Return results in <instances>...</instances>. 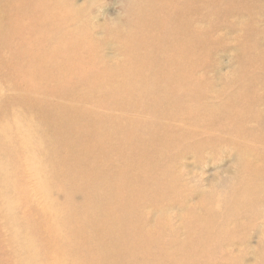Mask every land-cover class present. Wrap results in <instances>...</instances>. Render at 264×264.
Masks as SVG:
<instances>
[{
  "label": "rangeland",
  "instance_id": "374dc122",
  "mask_svg": "<svg viewBox=\"0 0 264 264\" xmlns=\"http://www.w3.org/2000/svg\"><path fill=\"white\" fill-rule=\"evenodd\" d=\"M17 1H20L18 2L20 4L18 7L17 4L15 5ZM25 1L30 2L27 4ZM40 1L42 0H0V56L2 58H0V264H97L96 259L105 260L106 264H111L112 262H114L112 264H115L116 259H118L116 257L120 256L116 252V250H119L118 246L120 245L119 234L115 231L118 227L119 217L126 218V216L132 217L131 220L134 222L136 219L140 221L138 229L143 235L137 234L139 236L137 238L138 241L148 235L151 236V240L159 243L160 246L163 243L167 244L164 247H157L155 256L152 255L146 259L148 261L156 259L165 264H171V260L176 257L177 253L184 254V251L180 248L186 240L184 227L193 220L192 218H194L198 210L200 212L203 209L205 210L201 211V213L212 215L210 221L218 220L216 223L218 224V229L216 228L213 233L215 236L219 235L220 238L218 239L220 240L214 238L216 243L212 245V248H214L210 250L211 255H205L203 258L200 256L193 258L192 255L190 260L193 261L187 264H260L259 262L261 261L264 264V246L262 247L264 245L262 243L264 242V133H262L264 132V105H262L264 104V68H262L264 65V31H262L264 30V12H262L264 11V0H262L263 2L261 0H182V4L180 0H176L173 3L177 4L178 7L182 5L181 17L179 15L174 17L173 3L168 4L170 3L168 0H45L47 3L45 2L44 6L41 5L44 1ZM3 2H6L4 9H2ZM31 3L33 4L29 5ZM34 3L35 5L39 3L40 6H34ZM21 5H23L22 8H20ZM30 6L35 7L34 10ZM23 8L26 10H22ZM42 8L46 12V9H48V13ZM59 12L61 13L59 14ZM217 12L218 14H216ZM15 13L16 16L14 15ZM63 13L65 15L69 14L65 16ZM37 16L40 19L38 18L37 20ZM167 16L168 19L166 18ZM27 19L31 20V25L27 24ZM14 20L16 21L14 23L18 24L20 22L23 27L25 23L31 27L30 31V28L25 25L29 28L26 30L29 35L27 34L25 37L26 33L17 24L12 26ZM33 22L35 23L33 24ZM208 26L211 27L209 28ZM67 27L68 30L65 29ZM120 28H123V30H119ZM178 29L180 31L182 29V31L180 32ZM36 30L38 31L36 32ZM186 30L188 31L187 34ZM214 31L217 32L215 33ZM34 32L37 36H34ZM247 33L248 35H246ZM7 34L11 35V38ZM241 35L246 36L241 37ZM46 36L48 37L46 38ZM166 38L171 43L167 42ZM173 38L174 40H172ZM195 38H200L198 39L200 43ZM26 41H30L33 44L26 45ZM39 41L46 43L42 44ZM66 41L68 43H65ZM69 41L70 43L72 41L71 47ZM62 42L64 46L66 44L69 45V48L67 45L63 46L64 50L66 48L68 50H63L60 46ZM54 43H57V46ZM243 44H245V47ZM49 46L51 49L53 48L52 46L55 48L59 46L60 50L58 51V49L55 50L54 48L52 51ZM6 48L8 51H6ZM38 49L39 51H37ZM43 50L46 53L42 52ZM72 50L75 51L73 52ZM80 51L85 55L78 56ZM50 52L51 54L49 55ZM57 52H61V56L65 54L64 58ZM65 52H68V54L71 52L70 56ZM243 53L244 56L241 58ZM247 56L251 58L248 59ZM8 58H12L9 60L11 62H8ZM79 58L83 59V62ZM164 58L169 60L166 62ZM244 58L246 61H244ZM44 59L46 61L49 59V62L44 61ZM2 60H5V63ZM250 60L254 61L250 62ZM73 61H77V63L75 62L74 64ZM141 61L142 63H140ZM143 61H146V63ZM193 61L196 62L194 63ZM78 62L81 64H78ZM192 62L194 63L193 65ZM156 63L157 65H154ZM139 64L141 66L144 65V67ZM233 64H236L235 67ZM132 65L134 66L132 67ZM135 65L136 67L139 66V68H136ZM242 65H245L243 70ZM12 68L13 70H11ZM122 68L123 70H121ZM256 69L258 71L260 69V71L258 72ZM33 70H36V72ZM173 71L174 73L176 72L175 75ZM124 75L129 77L127 76L125 79ZM140 75L143 76L141 77ZM188 75L191 76L187 77ZM204 75L205 78H203ZM134 76L136 79H134ZM201 76L202 79H200ZM191 77H194L195 80ZM5 78L7 79L5 80L8 82H6L7 84L4 83ZM19 79L20 82H18ZM239 79L240 81L242 79V81L240 82ZM8 80L15 81L16 84ZM249 80L251 82L249 83L250 85L253 83L250 87L248 84ZM256 80H259V82L257 83ZM132 81L133 83L131 84ZM179 81L183 84H179ZM188 83H190V87L187 85ZM127 84H130V88L126 87L128 86ZM230 84L231 86H229ZM226 85H228V88ZM195 86H197V89L194 88ZM186 87L187 91L189 89V93L184 90ZM206 87H209V89H206ZM248 89L250 90L247 91ZM182 90L185 94H182ZM200 90L205 93L202 94ZM122 91L125 92L124 95ZM147 91L150 92V95H147L149 93ZM191 91L196 92L194 97V93ZM250 91H253V93ZM238 92L240 93L238 94ZM173 93L176 98L175 96L173 97ZM234 93L237 95H233ZM242 93L246 95L244 94V96ZM224 96H227V98L225 99ZM236 97L238 102L235 100ZM255 97L258 98L255 99ZM172 98L174 99L172 100ZM250 98H253L255 102H252ZM194 99L197 100L195 101ZM199 99H201L200 104ZM116 100H120V105ZM123 100L126 106L129 105V109L125 107ZM136 100L138 102L141 101L140 104ZM31 102L32 104H30ZM134 102L138 106L136 104L133 106ZM146 103L148 104L146 105ZM154 103H156L155 107ZM58 104L60 105L58 106ZM211 105L216 108V112L213 111L214 107ZM195 107L197 110L200 108L198 110L200 116L195 113L197 112ZM12 108L17 109L12 111ZM27 108H29L28 111L26 110ZM251 108H254V110ZM30 109L32 110L31 112ZM201 109H203V112H201ZM24 110L25 112H23ZM236 110L241 111L237 112ZM64 112L67 114H64ZM193 112L196 114L195 116H198L197 118ZM247 112L250 113L248 114ZM59 113L61 117L66 116L69 120H77L78 124L83 122L82 120L85 117L86 121L89 120V122H83L85 124L82 125L85 127L78 128L77 133L79 138L86 139L88 132H93V142H90L93 143L90 145V149L94 146L91 152L93 162L86 159L83 154H75L70 158L63 159L66 152L62 148V150L59 149L57 145L58 137L54 134V131H51V128L53 129L55 126V117L59 116ZM26 115L28 116L26 117ZM42 115L43 117H40ZM177 115L179 116L178 118H176ZM227 115L231 117L225 118ZM208 117H211L212 120ZM181 118L184 119V122ZM185 118L190 120L187 121ZM223 118L226 119V122H224ZM215 119L216 122H213ZM239 119H243L242 122ZM250 119L252 120L250 121ZM185 120L187 122L186 125L184 124ZM52 122L53 125L50 124ZM135 123L139 124L136 125ZM224 123H227V125ZM255 125L256 127H254ZM188 127H191V130ZM229 130L230 132H228ZM48 131H51L50 134ZM223 134L225 136H222ZM240 138L242 142H240ZM106 139L109 140L111 147L115 146L116 148L117 146H123L122 142H124L126 145L125 147L123 146L122 151L126 153V156L128 154L133 157L137 155L134 157L135 161L138 158L141 161L133 164L134 159L128 160L118 156L115 152L117 150L111 149V156L106 166L95 164L97 157L101 160L103 154L108 153V150L103 149L101 145L100 148H97L100 142L106 144ZM197 144L200 146L197 147ZM250 144L254 145L251 146ZM75 147L79 149L82 145L77 142ZM85 148L86 146L83 150ZM116 155L117 159L114 160ZM184 157L186 159H183ZM66 161H68V169L63 164ZM92 163L93 168L90 167ZM131 169L132 173H130ZM113 176L115 180L110 181ZM109 185L111 187L115 186L116 190L114 193L110 187L108 188ZM88 188H91V190H88ZM127 189L132 196V200H128L122 193V191ZM104 205H111L114 212L101 213V208L105 210ZM86 207H91L93 211L98 210L101 216L104 215L105 226L110 229L112 235L102 236V233L97 231L93 233L91 229L88 232V227H85L82 223H76V220L82 218L86 213ZM120 211L125 213L121 214ZM192 212L193 215H190ZM165 223L166 225L163 226L162 224ZM168 223L171 227H167ZM235 223H238V228ZM224 229L226 232L224 231L225 233L223 234L222 230ZM217 230L218 232L220 230V233H217ZM129 232L130 230L124 234L125 237L128 238ZM231 234L232 236H230ZM223 237H228V239L224 241ZM221 238L223 239L221 240ZM128 240H123L121 243L127 250L133 245H129L127 243ZM88 241L93 245L89 244ZM217 241H222L219 242V246H217ZM85 242L86 244L84 245ZM195 244L194 248H203L199 242H195ZM88 245H91V247H88ZM111 245L116 246V249ZM127 245L129 246L127 247ZM112 248L115 249L116 257L114 253L113 255L110 253L114 251ZM86 252L88 256H93L91 260H89L91 257L86 259L88 258ZM230 252H232L231 255H229ZM227 253L229 254L227 255ZM105 257H107V260ZM199 257L200 259L198 260ZM258 259H261V261H258ZM208 260L210 262H207ZM134 262L131 264H141L138 260L137 263ZM127 263L122 262L120 264Z\"/></svg>",
  "mask_w": 264,
  "mask_h": 264
},
{
  "label": "bare ground",
  "instance_id": "6f19581e",
  "mask_svg": "<svg viewBox=\"0 0 264 264\" xmlns=\"http://www.w3.org/2000/svg\"><path fill=\"white\" fill-rule=\"evenodd\" d=\"M14 1V0H13ZM37 1H39V0H37ZM42 1H44L41 5L42 6H44V3L46 2L47 3V1H45V0H42ZM42 1H40V2H42ZM64 1V0H63ZM170 3H168V4H171V3H173V2H175L176 0H168ZM207 1V0H206ZM205 1V2H206ZM211 1V0H210ZM262 1V0H261ZM18 2H20V1H17V3H15V5L17 4V7H18V5H20V4H18ZM26 2V1H25ZM30 2V1H29ZM29 2H26L27 4L29 3ZM33 2V1H32ZM154 2V1H153ZM167 2V1H166ZM180 2H181V4H182V0H180ZM263 2V1H262ZM5 3L6 2H3V7H2V9H4V6H5ZM36 3V2H35ZM35 3H34V6H37V5H39V3H37V5H35ZM177 3V2H176ZM195 3V2H194ZM256 3H258V2H256ZM12 4V3H11ZM13 4H14V2H13ZM27 4H26V7H27ZM33 3H31V4H29V5H32ZM201 4V3H200ZM206 4V3H205ZM46 5V4H45ZM158 5H160V4H158ZM179 5V4H178ZM199 5V4H198ZM198 5H196V6H198ZM202 5V4H201ZM210 5V4H209ZM255 5V4H254ZM261 5H263V4H261ZM22 6L23 5H21V7L20 8H22ZM40 6V5H39ZM48 6V5H47ZM171 6V5H170ZM173 10H175V13H174V17L175 16H177V15H179L180 17H181V13H182V11H183V9L181 8L182 7V5L180 6V7H178L177 6V4H175V3H173ZM195 6V5H194ZM193 6V7H194ZM204 6V5H203ZM260 6V5H259ZM264 6V5H263ZM33 8V10H34V8L35 7H33V6H30V8ZM254 7V6H253ZM258 7V6H257ZM262 7V6H261ZM19 8V9H20ZM52 8V7H51ZM185 8V7H184ZM203 8V7H202ZM210 8V7H209ZM59 9V8H58ZM67 9V8H66ZM159 9H160V6H159ZM158 9V10H159ZM162 9V8H161ZM169 9V8H168ZM168 9H167V11H168ZM187 9V8H186ZM185 9V10H186ZM190 9V8H189ZM253 9V8H252ZM257 9V8H256ZM258 9H260V8H258ZM16 10V9H15ZM22 10H26V9H22ZM21 10V11H22ZM30 10H32V9H30ZM38 10V9H37ZM42 10H44V8H42ZM47 10V12L46 13H48V9H46ZM164 10H166V9H164ZM172 10V9H171ZM193 10V9H192ZM208 10V9H207ZM261 10V9H260ZM14 11V10H13ZM13 11H11V12H13ZM40 11V10H39ZM44 11H42V12H44ZM64 11H66L65 9H64ZM63 11V12H64ZM209 11V10H208ZM249 11H250V9H249ZM262 11V10H261ZM32 12V11H31ZM33 12H35V11H33ZM50 12V11H49ZM91 12V11H90ZM172 12V11H171ZM204 12V11H203ZM259 12V11H258ZM262 12H264V11H262ZM262 12H260V13H262ZM22 13H23V11H22ZM40 13V12H39ZM61 12H59V14H60ZM158 13H159V11H158ZM185 13V12H184ZM197 13V12H196ZM206 13V12H205ZM215 13V12H214ZM254 13V12H253ZM253 13H252V15H253ZM255 13H257V12H255ZM7 14V13H6ZM11 14H13V13H11ZM58 14V15H59ZM64 15H65V13H63ZM62 14V15H63ZM67 14H69V13H67ZM66 14V15H67ZM202 14V13H201ZM204 14V13H203ZM216 14H218V12L216 13ZM215 14V15H216ZM259 14V13H258ZM15 16H16V13L14 14ZM18 15V14H17ZM28 15V14H27ZM38 15V14H37ZM63 15V17H65ZM88 15V14H87ZM160 15V14H159ZM162 15V14H161ZM184 15V14H183ZM193 15V14H192ZM207 15V14H206ZM210 15H211V13H210ZM210 15H208V16H210ZM213 15V14H212ZM13 16V15H12ZM22 16V15H21ZM23 16L25 17V15H24V13H23ZM35 16H36V14H35ZM43 16V15H42ZM41 16V17H42ZM153 16V15H152ZM190 16H191V14H190ZM257 16V15H256ZM19 17H20V13H19ZM59 17H60V15H59ZM162 17H164L163 15H162ZM161 17V18H162ZM196 17H198V16H196ZM249 17V16H248ZM253 17H254V15H253ZM258 17V16H257ZM17 18V17H16ZM31 18V17H30ZM33 18H35V17H33ZM32 18V19H33ZM38 16H37V20H38ZM70 18V17H69ZM152 18V17H151ZM154 18V17H153ZM167 19H168V16L166 17ZM173 18V17H172ZM256 18V17H255ZM264 18V17H263ZM24 19V18H23ZM40 19V18H39ZM59 19V18H58ZM61 19H62V17H61ZM64 19H66V18H64ZM150 19V18H149ZM156 19V18H155ZM170 19V18H169ZM183 19V18H182ZM185 19V18H184ZM189 19V18H188ZM198 19V18H197ZM237 19V18H236ZM240 19H242V18H240ZM250 19V18H249ZM25 20H26V18H25ZM37 20H35V21H37ZM63 20V19H62ZM174 20H176V19H174ZM178 20H180V19H178ZM186 20V19H185ZM184 20V21H185ZM192 20V19H191ZM27 24L29 25L30 23H31V20H29V19H27ZM57 21V20H56ZM144 21V20H143ZM158 21V20H157ZM164 21V20H163ZM208 21V20H207ZM238 22H240L239 20H237ZM247 21V20H246ZM254 21V20H253ZM14 22H16L15 20L13 21V24H12V26L14 25V24H17V23H14ZM24 22V21H23ZM154 22V21H153ZM165 22H167V21H165ZM180 22V21H179ZM183 22V21H182ZM187 22V21H186ZM35 22H33V24H34ZM62 23V22H61ZM177 23V22H176ZM187 23H189V22H187ZM187 23H186V25H187ZM214 23V22H213ZM248 23H249V21H248ZM247 23V24H248ZM254 23V22H253ZM255 23H256V21H255ZM22 24V23H21ZM26 23H25V25H27ZM76 24V23H75ZM172 25H173V23H171ZM209 24V23H208ZM240 24V23H239ZM251 24V23H250ZM249 24V25H250ZM257 24V23H256ZM18 26H19V28L22 30V31H24L25 33H22V34H25V37H26V35L28 34L29 35V32H26V30H28L29 28V30L31 31V27H29L28 25V27L29 28H27V26H25L24 25V27L22 26V25H20V22H18V24H17ZM31 25V24H30ZM120 25V24H119ZM150 25V24H149ZM180 25V24H179ZM185 25V26H186ZM199 25V24H198ZM210 25V24H209ZM244 25V24H243ZM263 25V24H262ZM152 26V25H151ZM178 26V25H177ZM184 26V25H183ZM213 26V25H212ZM241 26V25H240ZM33 27V26H32ZM68 27H70V26H68ZM68 27L67 28H65L66 30H68ZM72 27V26H71ZM155 27H157V26H155ZM170 27V26H169ZM179 27V26H178ZM209 27V26H208ZM211 27V26H210ZM209 27V28H210ZM251 27V26H250ZM10 28V27H9ZM8 28V29H9ZM34 28V27H33ZM32 28V29H33ZM37 28V27H36ZM39 28V27H38ZM47 28V27H46ZM45 28V29H46ZM49 28H52V27H49ZM102 28V27H101ZM147 28V27H146ZM145 28V29H146ZM175 28V27H174ZM180 28V27H179ZM182 28V27H181ZM187 28H189V27H187ZM240 28V27H239ZM243 28V27H242ZM249 28V27H248ZM253 28V27H252ZM262 28V27H261ZM43 29V28H42ZM64 29V28H63ZM148 29V28H147ZM173 29V28H172ZM184 29H186L185 27H184ZM197 29H199L198 27H197ZM216 29V28H215ZM214 29V30H215ZM254 29V28H253ZM259 29V28H258ZM34 30V29H33ZM33 30H32V32H33ZM41 30V29H40ZM118 30V29H117ZM119 30H123V28L121 29H119ZM149 30V29H148ZM153 30H155L154 28H153ZM193 30V29H192ZM195 30V29H194ZM8 31V30H7ZM35 31V30H34ZM38 30H36V32H37ZM43 31V30H42ZM41 31V32H42ZM47 31V30H46ZM56 31V30H55ZM136 31V30H135ZM144 31V30H143ZM157 31V30H156ZM171 31V30H170ZM178 31H180L179 29H178ZM181 31H182V29H181ZM180 31V32H181ZM187 31V30H186ZM191 31V30H190ZM200 31H202V29H200ZM262 31H264V30H262ZM260 32V33H263V32ZM13 32V31H12ZM19 32V31H18ZM32 32H31V34H32ZM48 32H51V31H48ZM60 32H62V31H60ZM147 32V31H146ZM184 32V31H183ZM209 32V31H208ZM211 32H212V30H211ZM215 33L217 32V31H214ZM254 32V31H253ZM253 32H251V33H253ZM256 32H258V31H256ZM8 33H9V31H8ZM40 33V32H39ZM46 33V32H45ZM188 33V31L186 32V34ZM214 33V34H215ZM11 34V33H10ZM34 34H35V32H34ZM38 34V33H37ZM48 34V33H47ZM139 34H141V33H139ZM157 34V33H156ZM181 34H183V33H181ZM211 34V33H210ZM219 34V33H218ZM12 35V34H11ZM10 35V36H11ZM18 35V34H17ZM39 35V34H38ZM42 35V34H41ZM46 35V34H45ZM57 35V34H56ZM132 35H134V34H132ZM138 35V34H137ZM146 35V34H145ZM152 35V34H151ZM155 35V34H154ZM167 35V34H166ZM177 35V34H176ZM246 35H248V33L246 34ZM245 35V36H246ZM257 35H259V33H257ZM257 35L255 34V36L257 37ZM7 36H9L8 34H7ZM9 36V38H11ZM16 36V35H15ZM34 36H37L36 34L34 35ZM144 36V35H143ZM160 36V35H159ZM188 36H190L189 34H188ZM239 36V35H238ZM243 35H241V37H242ZM245 36H243V37H245ZM252 36H253V34H252ZM41 37V36H40ZM45 37V36H44ZM48 36H46V38H47ZM135 37V36H134ZM149 37V36H148ZM166 37V36H165ZM168 37V36H167ZM206 37V36H205ZM249 37V36H248ZM250 37H251V35H250ZM164 38V37H163ZM177 38H178V36H177ZM183 38V37H182ZM209 38V37H208ZM207 38V39H208ZM213 38V37H212ZM252 38V37H251ZM255 38V37H254ZM8 39V38H7ZM13 39V38H12ZM139 39V38H138ZM144 39V38H143ZM146 39H147V37H146ZM156 39V38H155ZM155 39H154V41H155ZM167 39V38H166ZM188 39V38H187ZM198 39H200V38H198ZM197 38H195V40L197 41L198 40ZM203 39V38H202ZM205 39V38H204ZM250 39V38H249ZM260 39V38H259ZM262 39V38H261ZM9 40H11V39H9ZM39 40V39H38ZM50 40H52V39H50ZM74 40V39H73ZM142 40V39H141ZM149 40V39H148ZM147 40V41H148ZM162 40V39H161ZM165 40V39H164ZM172 40H174V38L172 39ZM194 40V41H195ZM239 40V39H238ZM8 41V40H7ZM15 41H16V39H15ZM45 41V40H44ZM44 41H39L40 43L42 42V44L43 43H46V42H44ZM59 41H62V40H59ZM140 41V40H139ZM183 41H184V39H183ZM199 41V43H200V40H198ZM204 41V40H203ZM237 41V40H236ZM251 41V40H250ZM38 42V43H39ZM63 42H64V40H63ZM62 42V45H60L62 48H63V43ZM81 42V41H80ZM79 42V43H80ZM138 42V41H137ZM160 42V41H159ZM162 42H164L163 40H162ZM167 42H170V41H168V39H167ZM191 42V41H190ZM219 42V41H218ZM251 42H253V41H251ZM250 42V43H251ZM257 42V41H256ZM15 43V42H14ZM13 43V44H14ZM26 43V45H28V44H33V43H31L30 41H26L25 42ZM65 43H68L67 41L65 42ZM71 43H72V41H71ZM70 43V41H69V45L71 44ZM148 43V42H147ZM154 43V42H153ZM156 43H157V41H156ZM171 43V42H170ZM178 43V42H177ZM180 43H181V41H180ZM188 43H189V41H188ZM187 43V44H188ZM211 43V42H210ZM243 43H244V41H243ZM7 44H9V43H7ZM12 44V45H13ZM55 44V43H54ZM57 44V43H56ZM55 44V45H56ZM159 44H161V43H159ZM175 44V43H174ZM179 44V43H178ZM187 44H186V46H187ZM197 44V43H196ZM203 44V43H202ZM246 44V43H245ZM245 44H243L244 45V47H245ZM252 44V43H251ZM254 44V43H253ZM256 44V43H255ZM10 45H11V43H10ZM53 45V44H52ZM67 46H68V48H69V45L68 44H66ZM65 45V46H66ZM168 45H170L169 43H168ZM183 45V44H182ZM262 45V44H261ZM39 46V45H38ZM42 46V45H41ZM51 46V45H50ZM50 46H49V48H50ZM57 46V45H56ZM64 46V47H65ZM77 46V45H76ZM82 46V45H81ZM161 46V45H160ZM164 46V45H163ZM162 46V47H163ZM165 46H166V44H165ZM175 46H176V44H175ZM249 46V45H248ZM247 46V47H248ZM264 46V45H263ZM7 47V46H6ZM53 48L51 49L52 51L54 50V46H52ZM59 47V46H58ZM55 48V50L56 49H58V51L60 50L59 48ZM70 47H71V45H70ZM161 47V48H162ZM172 47H173V45H172ZM181 47H183V46H181ZM190 47V46H189ZM194 47V46H193ZM241 47V46H240ZM257 47H258V45H257ZM261 47V46H260ZM45 48V47H44ZM44 48H42V49H44ZM47 48H48V45H47ZM168 48H169V46H168ZM203 48V47H202ZM243 48V47H242ZM262 48V47H261ZM260 48V49H261ZM41 49V50H42ZM49 49V50H50ZM77 49V48H76ZM150 49H152V47H150ZM157 49V48H156ZM165 49V48H164ZM167 49V48H166ZM178 49H179V47H178ZM183 49V48H182ZM186 49V48H185ZM184 49V50H185ZM189 49V48H188ZM197 49V48H196ZM201 49V48H200ZM239 49V48H238ZM237 49V50H238ZM257 49H259V48H257ZM49 50H48V52H49ZM50 50V51H51ZM63 50H64V48H63ZM65 50H68L67 48L65 49ZM64 50V51H65ZM70 51H71V49H69ZM177 50V49H176ZM175 50V51H176ZM180 50V49H179ZM203 50H204V48H203ZM242 50V49H241ZM6 51H8V49L6 48ZM13 51H14V49H13ZM37 51H39V49L37 50ZM73 52L75 51V50H72ZM78 51V50H77ZM83 51V50H82ZM144 51V50H143ZM147 51H149L148 49H147ZM162 51V50H161ZM160 51V52H161ZM169 51V50H168ZM208 51V50H207ZM263 51V50H262ZM261 51V52H262ZM0 52H1V50H0ZM15 52V51H14ZM42 52H44V53H46L44 50L42 51ZM41 51H40V53H42ZM55 52V51H54ZM79 52V51H78ZM146 52V51H145ZM154 52V51H153ZM153 52H151V53H153ZM156 52V51H155ZM163 52V51H162ZM183 52V51H182ZM181 52V53H182ZM201 52V51H200ZM209 52V51H208ZM9 53V52H8ZM58 53V52H57ZM66 53V52H65ZM71 53V52H70ZM69 53V54H70ZM77 53V52H76ZM80 53H81V51H80ZM78 54V56H82L83 54L81 53V54ZM147 53V52H146ZM150 53V54H151ZM184 53V52H183ZM193 54H194V52H192ZM202 53H204V52H202ZM239 53H241V52H239ZM254 53H255V51H254ZM51 54V52L49 53V55ZM58 54H60V56H61V52L60 53H58ZM62 54H63V51H62ZM67 55H69L68 54V52L66 53ZM144 54V53H143ZM167 54V53H166ZM175 54V53H174ZM176 54H177V52H176ZM175 54V55H176ZM196 54V53H195ZM208 54V53H207ZM234 54V53H233ZM242 54V53H241ZM253 54V53H252ZM263 54V53H262ZM10 55V54H9ZM23 55V54H22ZM46 55H48V54H46ZM57 55V54H56ZM72 56H73V54H71ZM85 55V54H84ZM83 55V56H84ZM140 55V54H139ZM142 55V54H141ZM171 55V54H170ZM260 55H261V53H260ZM259 55V56H260ZM57 56H59V55H57ZM63 56V55H62ZM61 56V57H62ZM64 56H65V54H64ZM64 56H63V58H64ZM70 56V55H69ZM75 56V55H74ZM143 56V55H142ZM144 56H145V54H144ZM166 56V55H165ZM164 56V57H165ZM178 56V55H177ZM191 56V55H190ZM189 56V57H190ZM196 56V55H195ZM194 56V57H195ZM206 56V55H205ZM237 57H238V55H236ZM243 56H244V53H243V55H242V57H241V55H240V57L241 58H243ZM37 57H39V56H37ZM53 57V56H52ZM60 57V58H61ZM76 57V56H75ZM158 57V56H157ZM169 57V56H168ZM172 57V56H171ZM187 57V56H186ZM185 57V58H186ZM235 57V56H234ZM233 57V58H234ZM236 57V58H237ZM248 57V56H247ZM246 57V58H247ZM255 57V56H254ZM0 58H1V56H0ZM43 58V57H42ZM45 58V57H44ZM47 58V57H46ZM74 58V57H73ZM72 58V59H73ZM140 58H141V56H140ZM173 58V57H172ZM175 58V57H174ZM183 58H184V56H183ZM206 58V57H205ZM210 58V57H209ZM232 58V59H233ZM251 58V57H250ZM249 57H248V59H250ZM259 58V57H258ZM2 59V58H1ZM12 59V58H11ZM11 59H9L8 58V62H11V61H9V60H11ZM66 59H67V57H66ZM65 59V60H66ZM75 59V58H74ZM80 59V58H79ZM143 59V58H142ZM141 59V60H142ZM154 59V58H153ZM165 59V58H164ZM180 59H181V57H180ZM198 59H199V57H198ZM200 59H201V57H200ZM247 59V60H248ZM253 59V58H252ZM43 60V59H42ZM49 59H47V61H46V59H44V61H46V62H49L48 61ZM59 60V59H58ZM81 60V59H80ZM83 60V59H82ZM81 60V61H82ZM85 60V59H84ZM111 60V59H110ZM145 60H147V59H145ZM159 60H161V59H159ZM166 60V59H165ZM169 59H167L166 60V62L168 61ZM185 60H187V59H185ZM188 60H189V58H188ZM191 60V59H190ZM196 60V59H195ZM255 60V59H254ZM253 60V61H254ZM1 61V60H0ZM3 61V60H2ZM5 61V60H4ZM3 61V63H5ZM20 61V60H19ZM78 61V60H77ZM77 61H75L76 63H77ZM156 61V60H155ZM162 61V60H161ZM198 61V60H197ZM235 61V60H234ZM237 61V60H236ZM244 61H246L245 60V58H244ZM252 60H250V62H251ZM252 61V62H253ZM257 61V60H256ZM262 61V60H261ZM13 62H15L14 60H13ZM12 62V64H14ZM72 62V61H71ZM74 62V61H73ZM75 62H74V64H75ZM80 62V61H79ZM78 62V64H81V63H79ZM83 62V61H82ZM143 62H145L146 63V61H143ZM150 62V61H149ZM148 62V63H149ZM154 62V61H153ZM181 62V61H180ZM185 62V61H184ZM194 62V61H193ZM192 62V65L196 62H194L193 63ZM205 62V61H204ZM211 62V61H210ZM239 62V61H238ZM250 62L248 61V63H249V66H250ZM259 62H260V59H259ZM20 63V62H19ZM37 63V62H36ZM41 63V62H40ZM140 63H142V61L140 62ZM152 63V62H151ZM150 63V64H151ZM158 63V62H157ZM157 63L156 64H154V65H157ZM177 63V62H176ZM190 63V62H189ZM198 63L200 64V62L198 61ZM232 63H233V60H232ZM235 63V62H234ZM240 63V62H239ZM238 63V64H239ZM243 63V62H242ZM247 63V62H246ZM256 63V62H255ZM257 63H258V61H257ZM41 64H43V63H41ZM54 64V63H53ZM110 64V63H109ZM159 64V63H158ZM164 64V63H163ZM186 65H187V63H185ZM191 64V63H190ZM237 64V65H238ZM261 64H262V62H261ZM6 65V64H5ZM8 65V64H7ZM11 65V64H10ZM9 65V66H10ZM20 65V64H19ZM45 65V64H44ZM46 65H47V63H46ZM140 65V64H139ZM149 65V64H148ZM166 65V64H165ZM170 65V64H169ZM236 65V64H235ZM235 65L233 64V66L235 67ZM240 65H241V63H240ZM260 65V64H259ZM258 65V66H259ZM127 66V65H126ZM134 65H132V67H133ZM141 66V65H140ZM151 66V65H150ZM160 66V65H159ZM164 66V65H163ZM167 66V65H166ZM182 66V65H181ZM190 66V65H189ZM188 66V67H189ZM203 66V65H202ZM243 66V65H242ZM245 66V65H244ZM244 66L242 67V70H243V68H244ZM135 67H136V65H135ZM138 68H139V66H137ZM136 67V68H137ZM141 67H144V65L143 66H141ZM165 67V66H164ZM163 67V68H164ZM186 67V66H185ZM197 67V66H196ZM206 67V66H205ZM236 67H238V66H236ZM49 68V67H48ZM47 68V69H48ZM136 68H134V69H136ZM145 68H147L146 66H145ZM145 68H142V69H145ZM150 68V67H149ZM165 68H167V67H165ZM170 68V67H169ZM168 68V69H169ZM239 68H240V66H239ZM246 68V67H245ZM254 68V67H253ZM255 68H257V67H255ZM261 68V67H260ZM262 68H264V65H263V67ZM133 69V70H134ZM142 69H140V70H142ZM161 69V68H160ZM191 69V68H190ZM193 69V68H192ZM258 69V68H257ZM256 69V70H257ZM11 70H13V68L11 69ZM26 70H28V69H26ZM31 70V69H30ZM109 70V69H108ZM121 70H123V68L121 69ZM163 70V69H162ZM167 70V69H166ZM181 70H183L182 68H181ZM186 70H187V68H186ZM194 71H195V69H193ZM214 70V69H213ZM245 70V69H244ZM247 70V69H246ZM256 70H254V71H256ZM34 71V70H33ZM43 71V70H42ZM148 71H151V70H148ZM147 71V72H148ZM164 71V70H163ZM185 71V70H184ZM249 71V70H248ZM247 71V72H248ZM258 71V70H257ZM256 71V72H257ZM259 71H260V69H259ZM258 71V72H259ZM7 72V71H6ZM11 72V71H10ZM10 72H9V74H10ZM34 72H36V70L34 71ZM119 72V71H118ZM144 73H145V71H143ZM155 72V71H154ZM159 72V71H158ZM162 72V71H161ZM178 72V71H177ZM193 72V71H192ZM211 72H212V70H211ZM245 72V71H244ZM28 73H30V72H28ZM63 73V72H62ZM124 73V72H123ZM132 73V72H131ZM143 73V74H144ZM149 73V72H148ZM171 73H172V71H171ZM173 73H174V71H173ZM176 73V72H175ZM175 73H174V75H175ZM186 73V72H185ZM191 73V72H190ZM199 73H201V72H199ZM205 73V72H204ZM246 73V72H245ZM245 73H244V75H245ZM51 74V73H50ZM125 74H127V73H125ZM137 74V73H136ZM150 74H153V73H150ZM159 74V73H158ZM165 74H166V72H165ZM187 74V73H186ZM241 74V73H240ZM242 74H243V72H242ZM247 74V73H246ZM250 74V73H249ZM252 74V73H251ZM38 75V74H37ZM62 75V74H61ZM64 75V74H63ZM132 75V74H131ZM139 75V74H138ZM161 75V74H160ZM164 75V74H163ZM168 75V74H167ZM199 75V74H198ZM215 75V74H214ZM23 76V75H22ZM43 76V75H42ZM57 76V75H56ZM68 76V75H67ZM120 76V75H119ZM128 76V75H127ZM127 76H125L124 75V78L125 77H127ZM141 77L143 76V75H140ZM162 76V75H161ZM183 76V75H182ZM185 76V75H184ZM191 75H188L187 77H190ZM218 76V75H217ZM216 76V77H217ZM228 76V75H227ZM230 76H231V73H230ZM246 76V75H245ZM245 76H243V77H245ZM249 76V75H248ZM250 76H252V75H250ZM259 76H260V74H259ZM258 76V77H259ZM24 77H26L25 75H24ZM31 77V76H30ZM114 77V76H113ZM129 77V76H128ZM135 77V76H134ZM151 77V76H150ZM164 77V76H163ZM167 77V76H166ZM173 77V76H172ZM177 77V76H176ZM187 77H186V79H187ZM196 77V76H195ZM264 77V76H263ZM4 78V77H3ZM6 78H8V77H6ZM4 79V83H6L7 81H5V80H7V79ZM13 78V77H12ZM105 78V77H104ZM108 78V77H107ZM122 78V77H121ZM121 78H119V79H121ZM133 78V77H132ZM148 78V77H147ZM162 78V77H161ZM169 78H171V77H169ZM174 78V77H173ZM191 78H194V77H191ZM191 78H189V79H191ZM203 78H205V75L203 76ZM225 78H227V77H225ZM224 78V79H225ZM231 78H232V76H231ZM252 78V77H251ZM254 78V77H253ZM261 78H262V76H261ZM16 79V78H15ZM43 79V78H42ZM126 79V78H125ZM134 79H136V77L134 78ZM176 79V78H175ZM200 79H202V76H201V78ZM255 79V78H254ZM259 79H260V77H259ZM11 80H14V79H11ZM49 80V79H48ZM146 80V79H145ZM162 80V79H161ZM181 80H183V79H181ZM194 80H195V78H194ZM206 80V79H205ZM205 80H204V82H205ZM210 80H212V79H210ZM227 80V79H226ZM9 81V80H8ZM144 81V80H143ZM157 81V80H156ZM177 81V80H176ZM175 81V82H176ZM229 81H230V79H229ZM228 81V82H229ZM239 81H240V79H239ZM241 81H242V79H241ZM240 81V82H241ZM245 81V80H244ZM257 81V80H256ZM262 81V80H261ZM9 82H15V81H9ZM18 82H20V79L18 80ZM121 82V81H120ZM151 82V81H150ZM158 82V81H157ZM165 82H169V81H165ZM178 82V81H177ZM176 82V83H177ZM198 82V81H197ZM203 82V83H204ZM207 82V81H206ZM227 82V83H228ZM259 82V80L257 81V83ZM8 83V82H7ZM6 83V84H7ZM35 83V82H34ZM113 84H114V82H112ZM133 83V81L131 82V84ZM139 83V82H138ZM148 83H149V81H148ZM180 83H182L181 81H179V84ZM187 83V82H186ZM186 83H185V85H186ZM192 83V82H191ZM219 83V82H218ZM232 83V82H231ZM249 83H251L250 82V80H249V82H248V84ZM10 84V83H9ZM14 84V83H13ZM15 84H16V82H15ZM15 84L13 85L14 87H15ZM141 84V83H140ZM162 84V83H161ZM174 84V83H173ZM183 84V83H182ZM181 84V85H182ZM215 84H216V82H215ZM220 84V83H219ZM219 84H218V86H219ZM244 84V83H243ZM242 84V85H243ZM253 84V83H252ZM251 84V85H252ZM115 85V84H114ZM114 85H112L113 87H114ZM128 86H126V87H129V85L130 84H127ZM147 85V84H146ZM151 85V84H150ZM180 85V86H181ZM188 86L190 85V83H188L187 84ZM196 85H198V84H196ZM223 85V84H222ZM222 85H220V86H222ZM250 84H249V87L251 86ZM10 86H12V85H10ZM122 86H124V85H122ZM167 86V85H166ZM171 86V85H170ZM182 86H184V85H182ZM201 86H204V85H201ZM228 85H226V87H227ZM229 86H231V84L229 85ZM246 86V85H245ZM255 86V85H254ZM261 86V85H260ZM264 86V85H263ZM125 87V88H126ZM190 87V86H189ZM197 86H195L194 88H196ZM205 87V86H204ZM225 87V88H226ZM242 87V86H241ZM262 87V86H261ZM130 88V87H129ZM132 88V87H131ZM133 88H134V86H133ZM151 88H152V86H151ZM162 88V87H161ZM169 88V87H168ZM193 88V87H192ZM191 88V89H192ZM202 88V87H201ZM228 88V87H227ZM227 88H226V90H227ZM243 88H244V86H243ZM11 89V88H10ZM49 89V88H48ZM47 89V90H48ZM123 89V88H122ZM127 89V88H126ZM176 89H178V88H176ZM175 89V90H176ZM183 89V88H182ZM190 89V90H191ZM197 89V88H196ZM205 89V88H204ZM206 89H209V87H206ZM211 89V88H210ZM218 89V88H217ZM216 89V90H217ZM232 89H233V87H232ZM236 89H240V88H236ZM262 89V88H261ZM125 90V89H124ZM138 90V89H137ZM148 90V89H147ZM185 91H187V87H186V89H184ZM195 90V89H194ZM234 90V89H233ZM246 90V89H245ZM244 90V91H245ZM250 89H248L247 91H249ZM253 90V89H252ZM259 90V89H258ZM11 91H12V89H11ZM60 91V90H59ZM58 91V92H59ZM61 91H63V90H61ZM117 91V90H116ZM169 91H170V89H169ZM183 91V90H182ZM196 91V90H195ZM201 91V90H200ZM204 91V90H203ZM213 91V90H212ZM234 91H236V90H234ZM233 91V92H234ZM242 91V90H241ZM243 91V92H244ZM246 91V93H248ZM256 91H257V89H256ZM255 91V92H256ZM260 91V90H259ZM123 92V91H122ZM147 92H149V91H147ZM159 92V91H158ZM167 92V91H166ZM184 92V91H183ZM182 92V94H185V92L183 93ZM188 93H189V89H188V91H187ZM186 92V93H187ZM192 92V91H191ZM202 92V91H201ZM209 92V91H208ZM207 92V93H208ZM233 92H231V93H233ZM237 92V91H236ZM251 92V91H250ZM52 93V92H51ZM55 93H56V90H55ZM64 93H65V91H64ZM64 93H62V94H64ZM157 93V92H156ZM167 93H169V92H167ZM188 93H187V95H188ZM192 93H194V92H192ZM192 93H190V94H192ZM196 93V92H195ZM195 93L193 94V97H194V95H195ZM205 92H202V94H204ZM206 93V94H207ZM210 93V92H209ZM215 93H216V91H215ZM240 92H238V94H239ZM251 93H253V91L251 92ZM259 93V92H258ZM57 94V93H56ZM59 94H61V92H59ZM123 95L125 94V92H123L122 93ZM126 94H128V93H126ZM150 95V92L149 93H147V95ZM153 94V93H152ZM162 94V93H161ZM170 94V93H169ZM211 94V93H210ZM243 94V93H242ZM245 94V93H244ZM243 94V95H244ZM249 94V93H248ZM247 94V95H248ZM49 95V94H48ZM160 95V94H159ZM163 95V94H162ZM165 95V94H164ZM187 95H185V96H187ZM233 95H237V94H233ZM242 95V96H243ZM246 95V94H245ZM244 95V96H245ZM52 96V95H51ZM60 96V95H59ZM132 96V95H131ZM175 96V94L173 93V97ZM178 96V95H177ZM184 96V95H183ZM192 96V95H191ZM197 96V95H196ZM234 96V97H235ZM256 96V95H255ZM263 96H264V94H263ZM15 97V96H14ZM14 97H13V99H14ZM49 97H50V95H49ZM150 97V96H149ZM154 97V96H153ZM156 97V96H155ZM167 97V96H166ZM178 97H180V96H178ZM192 97V98H193ZM197 97H199V96H197ZM211 97V96H210ZM225 97V99L227 98V96H224ZM241 97V96H240ZM26 98V97H25ZM116 98V97H115ZM128 98V97H127ZM164 98V97H163ZM175 98H176V96H175ZM184 98V97H183ZM182 98V99H183ZM185 98H187V97H185ZM189 98V97H188ZM219 98V97H218ZM258 98V97H257ZM256 97H255V99H257ZM59 99V101H60V97L58 98ZM124 99H125V97H124ZM129 99V98H128ZM150 99V98H149ZM170 99V98H169ZM174 98H172V100H173ZM215 99H217V98H215ZM225 99H224V101H225ZM241 99V98H240ZM242 99H244V97H242ZM242 99H241V101H242ZM250 99H252V102L254 101L253 100V98H250ZM153 100V99H152ZM159 100V99H158ZM171 100V99H170ZM195 100V99H194ZM197 100V99H196ZM195 100V101H196ZM201 99H199V104H200V101ZM205 100H207V99H205ZM205 100H204V102H205ZM220 100H221V98H220ZM235 100H237V97H236V99ZM18 101V100H17ZM21 101H22V99H21ZM26 101V100H25ZM112 101H114L113 99H112ZM117 101V100H116ZM120 101V100H119ZM119 101H117V103L119 104ZM131 101V100H130ZM137 101V100H136ZM210 101H211V99H210ZM214 101V100H213ZM219 101V100H218ZM229 101V100H228ZM245 101H247V100H245ZM250 101V100H249ZM263 101V100H262ZM261 101V102H262ZM24 102V101H23ZM23 102H21L22 104H23ZM29 102V101H28ZM40 102V101H39ZM126 102V101H125ZM133 102V101H132ZM138 102V101H137ZM141 102V101H140ZM140 102H138L139 104H140ZM154 102H155V99H154ZM157 102H159V101H157ZM162 102V101H161ZM165 102H166V100H165ZM192 102V101H191ZM237 102H238V100H237ZM255 102V101H254ZM18 103H19V101H18ZM47 103V102H46ZM46 103H45V105H46ZM122 103V102H121ZM123 103H124V100H123ZM128 103V102H127ZM175 103V102H174ZM178 103V102H177ZM210 103H212V102H210ZM221 103V102H220ZM231 103V102H230ZM236 103V102H235ZM240 103V102H239ZM248 103H250V102H248ZM247 103V104H248ZM260 103V102H259ZM25 104V103H24ZM27 104V103H26ZM30 104H32V102L30 103ZM53 104V103H52ZM125 104V103H124ZM133 104V103H132ZM136 104V102H134V104H133V106ZM148 103H146V105H147ZM153 104V103H152ZM152 104H151V106H152ZM155 104L156 103H154V107H155ZM188 104H191V103H188ZM208 104V103H207ZM214 104V103H213ZM222 104H224V103H222ZM256 104V103H255ZM254 104V105H255ZM51 105V104H50ZM56 105H57V103H56ZM60 104H58V106H59ZM116 105V104H115ZM120 105V104H119ZM144 105V104H143ZM178 105V104H177ZM209 105V104H208ZM217 105H219V104H217ZM257 105V104H256ZM262 105H264V104H262ZM29 106V105H28ZM54 106H55V104H54ZM57 106V107H58ZM136 106H138L137 104H136ZM136 106H135V108H136ZM140 106V105H139ZM162 106V105H161ZM187 106V105H186ZM189 106V105H188ZM205 106H206V104H205ZM210 106V105H209ZM212 106V105H211ZM222 106H225V105H222ZM11 107V106H10ZM48 107V106H47ZM124 107V106H123ZM125 107H129V105L128 106H126V104H125ZM150 107V106H149ZM198 107H200V106H198ZM202 107V106H201ZM212 107H214V106H212ZM239 107H241L240 105H239ZM244 107V106H243ZM242 107V108H243ZM251 107V106H250ZM258 107V106H257ZM261 107V106H260ZM34 108V107H33ZM55 108V107H54ZM60 108V107H59ZM127 108H124V109H127ZM130 108H133V107H130ZM137 108H140V107H137ZM147 108V107H146ZM160 108V107H159ZM191 108V107H190ZM203 108H205V107H203ZM231 108V107H230ZM235 108H236V106H235ZM238 108V107H237ZM259 108V107H258ZM262 108V107H261ZM11 109V108H10ZM15 109H17V108H12V111H14ZM28 109L29 108H27L26 110L28 111ZM61 109H63V108H61ZM118 109V108H117ZM129 109V108H128ZM150 109V108H149ZM200 108H198V110H199ZM206 109V108H205ZM208 109H210V108H208ZM215 107L213 108V111H215ZM228 109V108H227ZM239 109V108H238ZM246 109H248V108H246ZM251 109H253L254 110V108H251ZM18 110H19V108H18ZM54 110H56V109H54ZM53 110V111H54ZM152 110V109H151ZM161 110H162V108H161ZM165 110V109H164ZM183 110V109H182ZM189 110V109H188ZM195 110L197 111V112H195V113H197V115L198 116H200L199 115V111L196 109V107H195ZM202 111L201 112H203V109H201ZM26 111V113H28ZM32 110L30 109V112H31ZM64 111V110H63ZM62 111V112H63ZM66 111V110H65ZM155 111H157V110H155ZM159 112H160V110H158ZM190 111V110H189ZM192 111V110H191ZM219 111V110H218ZM228 111V110H227ZM237 112H240L239 110H236ZM235 111V112H236ZM248 111H250V110H248ZM23 112H25V110L23 111ZM34 112V111H33ZM35 112H36V110H35ZM211 112H212V108H211ZM211 112L209 111V113L211 114ZM216 112V111H215ZM232 112H234V111H232ZM242 112H244V111H242ZM251 112V111H250ZM249 112V113H250ZM255 112H256V110H255ZM22 113V112H21ZM21 113H20V115H21ZM165 113V112H164ZM167 113V112H166ZM184 113H186V112H184ZM207 113H208V111H207ZM222 113V112H221ZM220 113V114H221ZM223 113H226V112H223ZM248 113V112H247ZM246 113V114H247ZM248 113V114H249ZM263 113V112H262ZM17 114V113H16ZM49 114V113H48ZM54 114V113H53ZM58 114V113H57ZM64 114H67V113H65L64 112ZM144 114V113H143ZM153 114H155V113H153ZM168 114H169V112H168ZM193 114H194V112H193ZM202 114V113H201ZM215 114V113H214ZM220 114H219V116H220ZM226 114H228V113H226ZM225 114V115H226ZM233 114V113H232ZM231 114V115H232ZM247 114V115H248ZM256 114H257V112H256ZM261 114V113H260ZM70 115V114H69ZM183 115H185V114H183ZM196 114H194V116H195ZM209 115V114H208ZM217 115V114H216ZM222 115H224V114H222ZM229 115V114H228ZM228 115L225 117V118H227L228 117ZM28 115H26V117H27ZM49 116V115H48ZM160 116V115H159ZM165 116H166V114H165ZM174 116V115H173ZM182 116V115H181ZM186 116V115H185ZM184 116V117H185ZM189 116V115H188ZM198 116H195L196 118L198 117ZM210 116V115H209ZM215 116V115H214ZM238 116V115H237ZM243 116V115H242ZM253 116V115H252ZM260 116V115H259ZM25 117V118H26ZM39 117V116H38ZM40 117H43V115L42 116H40ZM168 117V116H167ZM170 117H172V116H170ZM175 117V116H174ZM173 117V118H174ZM179 116L177 115L176 116V118H178ZM183 117V116H182ZM190 117H191V115H190ZM213 117V116H212ZM223 117V116H222ZM229 117H231V116H229ZM228 117V118H229ZM245 117V116H244ZM254 117H255V114H254ZM256 117H258V116H256ZM261 117V116H260ZM260 117H258V118H260ZM70 118V117H69ZM160 118V117H159ZM200 118V117H199ZM209 118V117H208ZM208 118H207V120H208ZM216 118V117H215ZM246 118V117H245ZM244 118V119H245ZM248 118H251V117H248ZM27 119V118H26ZM55 122H54V124H55V126H54V128L52 129L51 128V131H54V134L58 137V147H59V149L60 150H62L63 149V151H65L66 152V154H65V157H63V159H66V158H70L72 155H82L83 154V156H85L86 157V159H88L89 161H92L93 162V156H92V154H91V152H92V150H93V148H94V146L90 149V145L91 144H93V143H90V142H93V140H92V138L94 137L93 136V132L91 131V132H88V134H87V136H86V139H81V138H79L78 136V133H77V130H78V128H80V127H85L84 125H82V124H85V123H83L84 121L85 122H89V120L88 121H86V117L82 120L83 122H79L80 124H78L76 121H74V120H69V119H67L66 118V116L65 117H61L60 116V113H59V116H56L55 117ZM130 119H132V118H130ZM146 119V118H145ZM144 119V120H145ZM167 119V118H166ZM182 119V121L184 120L183 118H181ZM186 119V118H185ZM194 119V118H193ZM202 119V118H201ZM209 119H211L212 120V118L210 117ZM214 119V118H213ZM219 119V118H218ZM224 119V118H223ZM49 120V119H48ZM54 120V119H53ZM80 120V119H79ZM133 120V119H132ZM132 120H131V122H132ZM138 120V119H137ZM152 120H155V119H152ZM163 120H165V119H163ZM168 120V119H167ZM169 120H170V118H169ZM187 120V119H186ZM186 120H185V125L187 124V122H186ZM188 120H190V119H188ZM187 120V121H188ZM220 120H221V117H220ZM225 120V121H224ZM223 121L224 122H226V119H224ZM228 120V119H227ZM234 120H237V119H234ZM239 120H241V122H242V120L243 119H239ZM252 119H250V121H251ZM47 121V120H46ZM51 121V120H50ZM136 121V120H135ZM159 121V120H158ZM193 121V120H192ZM197 121V120H196ZM202 121V120H201ZM205 121V120H204ZM238 121V120H237ZM246 121H248V120H246ZM260 121V120H259ZM25 122V121H24ZM48 122V121H47ZM127 122V121H126ZM164 122V121H163ZM175 122V121H174ZM180 122H181V120H180ZM184 122V121H183ZM190 122V121H189ZM189 122H188V124H189ZM206 122V121H205ZM213 122H216V119H215V121H213ZM236 122V121H235ZM255 122V121H254ZM134 123V122H133ZM162 123V122H161ZM194 123V122H193ZM197 123H198V121H197ZM203 123V122H202ZM218 123H219V121H218ZM223 123V122H222ZM229 123V122H228ZM257 123H258V121H257ZM51 125H53V122L52 123H50ZM49 124V125H50ZM123 124V123H122ZM129 124V123H128ZM136 124V123H135ZM139 124V123H138ZM138 124H136V125H138ZM210 124H211V121H210ZM209 124V125H210ZM213 124V123H212ZM224 124H226L227 125V123H224ZM231 124V123H230ZM245 124H247V123H245ZM86 125H88V124H86ZM119 125V124H118ZM174 125V124H173ZM209 125H208V127H209ZM218 125H220V124H218ZM236 125H238V124H236ZM242 125V124H241ZM240 125V126H241ZM122 126V125H121ZM135 126V125H134ZM213 126H214V124H213ZM215 126H217V125H215ZM239 126V125H238ZM207 127V126H206ZM211 127H212V125H211ZM224 127V126H223ZM235 127V126H234ZM245 127V126H244ZM244 127H241V128H244ZM253 127V126H252ZM254 127H256V125L254 126ZM3 128V127H2ZM189 128V127H188ZM191 128V127H190ZM189 128V129H190ZM210 128V127H209ZM232 128V127H231ZM246 128V127H245ZM244 128V129H245ZM247 128H250V127H247ZM260 128H261V126H260ZM87 129H89V128H87ZM170 129V128H169ZM215 129V128H214ZM219 129V128H218ZM235 129V128H234ZM237 129V128H236ZM184 130V129H183ZM191 130V129H190ZM207 130V129H206ZM205 130V131H206ZM51 131H48L49 132V134H50V132ZM96 131H98V130H96ZM192 131H193V129H192ZM238 131V130H237ZM174 132V131H173ZM201 132V131H200ZM228 132H230V130L228 131ZM232 132V131H231ZM245 132V131H244ZM45 133V132H44ZM182 133V132H181ZM189 133V132H188ZM206 133H208V131H206ZM210 133H214V132H210ZM238 133V132H237ZM239 133H240V130H239ZM262 133H264V132H262ZM7 134V133H6ZM209 134V133H208ZM218 134H220V133H218ZM252 134V133H251ZM186 135V134H185ZM184 135V136H185ZM231 135V134H230ZM229 135V136H230ZM220 136H221V134H220ZM222 136H225V134H223ZM228 136V135H227ZM237 136V135H236ZM241 136V135H240ZM68 137H70V138H68ZM170 137V136H169ZM231 137H233V136H231ZM230 137V138H231ZM52 138V137H51ZM228 138V137H227ZM238 138V137H237ZM54 139V138H53ZM105 139V138H104ZM103 139V140H104ZM184 139V138H183ZM229 139V138H228ZM233 139V138H232ZM234 139H236V138H234ZM185 140V139H184ZM184 140H183V142H184ZM231 140V139H230ZM238 140V139H237ZM240 140V142H242L244 139H243V137H242V141H241V138L239 139ZM107 143L105 144L104 142H100L99 143V146L97 145V148H100L101 146H102V148L103 149H106V150H108V153H105V154H103V157L101 158V160H99L98 159V157H97V160H96V162H94L95 164H100V166H106V164H107V162H108V160H109V157L111 156V154H110V150L112 149V150H117V151H115L117 154H118V156H121V157H123V158H125V159H128V160H133L134 159V157H136V156H132L131 154H128L127 156H126V153L125 152H123L122 151V149L125 147V143L124 142H122V145L124 146H117V148L115 147V146H112L111 147V144H110V142H109V140L108 139H106L105 140ZM261 141V140H260ZM52 142V141H51ZM77 142H78V144H80L81 143V145H82V147L81 148H79V149H77L75 146H76V144H77ZM244 142V141H243ZM198 144H200V143H198ZM197 144V147H199L200 145H198ZM246 144V143H245ZM101 145V146H100ZM107 145H108V147H107ZM249 145V144H248ZM251 145V144H250ZM252 145H254V144H252ZM251 145V146H252ZM86 146V148H85V150H83V148ZM256 146V145H255ZM202 147V146H201ZM259 147H261V146H259ZM62 148V149H61ZM88 149H89V151H88ZM260 149V148H259ZM129 150V149H128ZM122 151V152H121ZM166 153V152H165ZM68 155H70V156H68ZM68 156V157H67ZM186 157V156H185ZM183 158V159H186V158ZM256 158V157H255ZM115 159H117V155L115 156V158H114V160ZM139 161H141V159L140 158H138L136 161H135V159L133 160V164H136L137 162H139ZM184 162V161H183ZM64 164V166L68 169V161H66L65 163H63ZM155 166V165H154ZM90 167H92L93 168V163H92V166H90ZM89 167V169L90 170H92V168H90ZM249 169V168H248ZM156 170V169H155ZM163 170V169H162ZM183 170V169H182ZM259 170V169H258ZM252 171V170H251ZM164 172V171H163ZM130 173H132V169L130 170ZM255 173V172H254ZM79 174H80V172H79ZM204 176V175H203ZM206 176V175H205ZM115 180V177L113 176L112 178H110V181H114ZM111 188V190L113 191V193L115 192V186L114 187H111V185H109L108 186V188ZM130 189H131V186H130ZM88 190H91V188H88ZM122 193L125 195V197L128 199V200H132V196H131V194L129 193V190L127 189V190H124V191H122ZM121 196H122V194H121ZM199 202V201H198ZM240 203H242V202H240ZM264 203V202H263ZM195 205V204H194ZM199 206H200V204H199ZM216 206H217V204H216ZM104 207V209L105 210H103L102 208H101V213H104V214H106V213H113L114 212V210H112L113 208H112V206L111 205H108V206H103ZM195 207V206H194ZM212 207V206H211ZM211 207H209V208H211ZM206 209H208V208H206ZM163 210H165V209H163ZM203 210H205V209H203ZM203 210H201V211H203ZM209 210V209H208ZM201 211L199 212V210L197 211V213H195V215H194V218H192L193 220L191 221V222H189V223H187V226L186 227H184V234H185V236H186V240L183 242V244H182V247H180L183 251H184V254L183 253H177V255H176V257H174L172 260H171V264H187V263H190V261H193V260H190V259H192L191 258V256L193 255V258H196V256H200V257H204L205 255H211L212 253L210 252V250L211 249H213L212 248V245L213 244H215L216 242V240H220V239H218V238H220L219 237V235H217V236H215V234L213 233V232H215V229L217 228L218 229V224H216L217 223V221H215V220H213V221H210V218L212 217V215L210 214H206V213H201ZM210 211V210H209ZM86 213V215L84 214V216L82 217V218H80V219H78V220H76V223H82L85 227H88L89 228V231L88 232H90V229L91 230H93V233H94V231L96 232H100V233H102V236H107V235H110L111 234V232H110V229L107 227V226H105V220H104V215L103 216H101L100 215V213L98 212V210H95V211H93V209H91V207H86V211H85ZM106 212V213H105ZM121 212V214H124L125 212H122V211H120ZM206 212V211H205ZM211 212V211H210ZM214 213V212H213ZM212 213V214H213ZM220 213V212H219ZM181 214V213H180ZM186 214V213H185ZM190 215H193V212L190 214ZM245 215V214H244ZM98 216V217H97ZM190 217H192V216H190ZM131 218L132 217H129V216H126V218H121V217H119V222H118V227H117V229H116V231L115 232H118V234H119V236H118V240H119V243H120V245L118 246V248H119V250H116V252H118L119 254L118 255H120V256H117V254H116V252H115V249H116V243L115 242H113V243H115L114 245H116V246H112V247H114V248H112L114 251L113 252H110V253H112V255H113V253H114V255H115V257L116 258H118V259H116V263L115 264H120V263H122V262H128L127 264H131L132 262H134V261H136V262H134V263H137V260L139 261V263H141V264H155V263H159V264H165V263H163V262H161V261H157L156 259H153V260H151V261H148V259H146L147 257H149V256H155V249L157 248V247H164V246H166L167 244H161L162 246H160V244L159 243H155V241L154 240H151V236H146V237H142L143 239L141 240V241H138V237L139 236H137V234H139V235H143L141 232H139L140 231V229H138V227H139V225H140V221H139V219H136V221L134 222V221H132L131 220ZM185 218H186V216H185ZM184 218V219H185ZM168 219V218H167ZM188 219V218H187ZM219 219V218H218ZM246 219V218H245ZM56 220V219H55ZM117 220V219H116ZM223 220H225V219H223ZM249 220V219H248ZM138 221V222H137ZM252 221H253V219H252ZM172 222V221H171ZM225 222V221H224ZM245 222V221H244ZM167 223V222H166ZM166 223L165 224H162L163 226L164 225H166ZM3 224V223H2ZM59 224V223H58ZM172 224V223H171ZM236 224V223H235ZM238 224V223H237ZM237 224H236V226H237ZM240 225H241V223H240ZM253 225V224H252ZM168 226H170L171 227V225H169V223L167 224V227ZM231 226H233V225H231ZM58 227V226H57ZM239 227V225L237 226V228ZM241 227V226H240ZM172 229V228H171ZM239 229H241V228H239ZM130 230V232H129V236H128V238L127 237H125V233L127 232V231H129ZM152 230V229H151ZM227 230H228V228H227ZM161 231H162V228H161ZM223 231V234L226 232V230L224 229V230H222ZM225 231V232H224ZM264 231V230H263ZM17 232V231H16ZM115 232H114V234H115ZM160 232V231H159ZM152 233H153V231H152ZM217 233H220V230H219V232H218V230H217ZM99 234V233H98ZM264 234V233H263ZM85 235V234H84ZM112 235V234H111ZM157 235V234H156ZM177 235V234H176ZM221 236V235H220ZM230 236H232V234L230 235ZM264 236V235H263ZM262 236V237H263ZM110 237V236H109ZM109 237H108V239H109ZM157 237V236H156ZM155 237V238H156ZM160 237V236H159ZM234 237H235V235H234ZM104 238V237H103ZM149 238V239H148ZM158 238V237H157ZM163 238V237H162ZM172 238V237H171ZM216 240H215V239ZM224 238V237H223ZM223 238H221V240L223 239ZM126 239H129L128 241H127V243L130 245H132V246H130V248H128V250H127V248L125 249L124 247H123V244H121L122 243V241L123 240H126ZM161 239V238H160ZM168 239V238H167ZM228 239V237L226 238H224V241L225 240H227ZM89 241H91V240H89ZM89 241H88V243H89ZM107 241V240H106ZM116 241V240H115ZM263 241V240H262ZM87 242V241H86ZM86 242L84 243V245L86 244ZM91 242H93V241H91ZM91 242L89 243V244H91ZM195 242H199L200 243V246L202 245L203 246V248H194V244H195ZM218 242V241H217ZM219 242H222V241H219ZM219 242H218V245L217 246H219ZM64 243V242H63ZM226 243H227V241H226ZM263 244H264V242H262ZM107 244V243H106ZM118 244V243H117ZM172 244V243H171ZM91 245H93V244H91ZM91 245H88V247H91ZM129 245H127V247L129 246ZM196 245V244H195ZM264 245H262V247H263ZM87 247V246H86ZM85 247V248H86ZM88 247H87V249H88ZM231 249V248H230ZM229 249V250H230ZM233 249V248H232ZM263 249V248H262ZM215 250V249H214ZM222 250H223V248H222ZM228 250V249H227ZM227 250H225V251H227ZM264 250V249H263ZM6 252H8V251H6ZM82 252H84V251H82ZM212 252H213V250H212ZM224 252V251H223ZM261 252H262V250H261ZM260 252V253H261ZM108 253V252H107ZM231 253L232 252H230V254L229 253H227V255L229 254V255H231ZM10 254V253H9ZM88 253L86 252V255H87ZM215 255V254H214ZM264 255V254H263ZM88 256V255H87ZM104 256V255H103ZM106 256V255H105ZM107 256H108V254H107ZM89 257H91V256H88V258H86V259H89ZM93 257V256H92ZM92 257L89 259V260H91L92 259ZM125 257H127V258H129V259H127V258H125ZM200 257L198 258V260L200 259ZM227 258H229V257H227ZM258 258V257H257ZM260 258V257H259ZM263 258V257H262ZM261 258V259H262ZM57 259V258H56ZM104 259V258H103ZM105 259L107 260V257H105ZM210 259H212V257H210ZM261 259H258V261L260 260L261 261ZM264 259V258H263ZM112 260H115V259H112ZM147 260V261H146ZM198 260H195V261H198ZM88 261V260H87ZM87 261H86V263H87ZM96 261V263L97 264H106L105 263V260H101V259H96L95 260ZM15 262V261H14ZM92 262V261H91ZM94 262V261H93ZM110 262H112L111 260H110ZM199 262V261H198ZM207 262H210V260H208ZM262 262V261H261ZM261 262H259L260 264H262ZM12 263V262H11ZM112 263H114V262H112ZM111 263V264H112ZM197 263V262H196ZM257 263V262H256ZM90 264V263H89ZM94 264V263H93ZM138 264V263H137ZM193 264V263H192ZM258 264V263H257Z\"/></svg>",
  "mask_w": 264,
  "mask_h": 264
}]
</instances>
